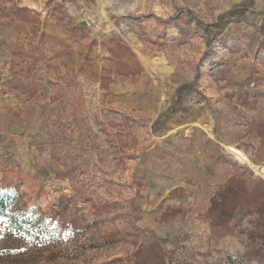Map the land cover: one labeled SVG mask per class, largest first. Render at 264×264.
Masks as SVG:
<instances>
[{
	"label": "rangeland",
	"instance_id": "rangeland-1",
	"mask_svg": "<svg viewBox=\"0 0 264 264\" xmlns=\"http://www.w3.org/2000/svg\"><path fill=\"white\" fill-rule=\"evenodd\" d=\"M227 147L264 168V0H0V264L264 263Z\"/></svg>",
	"mask_w": 264,
	"mask_h": 264
},
{
	"label": "trees",
	"instance_id": "trees-1",
	"mask_svg": "<svg viewBox=\"0 0 264 264\" xmlns=\"http://www.w3.org/2000/svg\"><path fill=\"white\" fill-rule=\"evenodd\" d=\"M246 9L243 5L239 6L235 9H233L232 11L228 12L226 14V16H222L221 18H219V20L215 23L212 24L210 26H205V30L207 32L210 33V31L215 30L217 34L220 33V31L232 20L237 21V19L242 15V10ZM212 29V30H211ZM188 90L190 89V86H184L182 88H180L177 93H176V97H180V95L182 94V91L184 90ZM219 203H222V201L220 200ZM6 218L8 220H10V222H12L14 228L16 229H22V226L19 222H16L15 220V215L14 214H6ZM250 264H256V263H250ZM264 264V263H262Z\"/></svg>",
	"mask_w": 264,
	"mask_h": 264
},
{
	"label": "bare ground",
	"instance_id": "bare-ground-1",
	"mask_svg": "<svg viewBox=\"0 0 264 264\" xmlns=\"http://www.w3.org/2000/svg\"><path fill=\"white\" fill-rule=\"evenodd\" d=\"M143 63L145 65V68L148 69L149 71H153L154 68L157 66V62L155 59L153 60H148V59H143ZM163 67V66H162ZM159 70V69H158ZM157 74V73H156ZM211 135V134H210ZM228 151L231 153V155L240 163L242 164H248L251 165V167L255 170L256 174L261 176L264 179V168L261 167H255L252 164H250L249 160L247 157L242 153L241 151L233 148V147H227Z\"/></svg>",
	"mask_w": 264,
	"mask_h": 264
},
{
	"label": "water",
	"instance_id": "water-1",
	"mask_svg": "<svg viewBox=\"0 0 264 264\" xmlns=\"http://www.w3.org/2000/svg\"><path fill=\"white\" fill-rule=\"evenodd\" d=\"M81 26H87L86 22H82Z\"/></svg>",
	"mask_w": 264,
	"mask_h": 264
}]
</instances>
